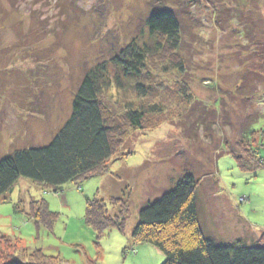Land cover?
<instances>
[{"label":"rangeland","instance_id":"1","mask_svg":"<svg viewBox=\"0 0 264 264\" xmlns=\"http://www.w3.org/2000/svg\"><path fill=\"white\" fill-rule=\"evenodd\" d=\"M159 10L179 22L177 48L148 33ZM127 67L140 74L125 76ZM102 68L111 84L100 99L125 129L123 146L98 176L57 193L19 179L0 201V264H29L35 251L57 264H163L131 232L186 175L204 236L264 242V0H0V159L46 146L86 73ZM142 106L155 112L130 128L129 110ZM87 199L124 231L97 238L84 223ZM42 202L50 226L35 224Z\"/></svg>","mask_w":264,"mask_h":264},{"label":"trees","instance_id":"2","mask_svg":"<svg viewBox=\"0 0 264 264\" xmlns=\"http://www.w3.org/2000/svg\"><path fill=\"white\" fill-rule=\"evenodd\" d=\"M146 25L149 35L157 37L154 45L158 48L166 42H171L174 48L178 47L180 25L172 11L153 12ZM140 53L138 49H134L132 58L141 62L143 58ZM124 72L125 76L140 74L133 67L125 68ZM110 84L104 68L88 71L73 96L69 118L49 143L42 147L18 150L0 159V201L11 192L19 179H26L57 193L68 184L98 176L104 170L127 137L125 129L100 99ZM116 84L118 88L122 87L117 79ZM134 89L140 94V98L145 96V88L140 83H135ZM153 110L155 112V107L142 106L140 110L131 108L126 116L128 126L141 129L145 122L143 119ZM252 133L248 136H253ZM253 158L258 159L256 152ZM235 161L244 171L256 169L246 166L241 157L235 156ZM40 205L39 214L42 216L36 215L35 224L50 226V221L55 216L52 217L47 212L45 203ZM195 206L193 177L186 175L171 190L162 194L158 200L148 203L138 213V223L131 232L132 240L158 249L165 257L163 264H264V242L244 244L237 240L232 243H217L204 236L198 226ZM104 207V204L95 199L86 201L84 223L97 238L106 230L124 231L118 222L106 218ZM35 252L29 264H57L56 259L45 257L39 251ZM7 264L23 262L13 259Z\"/></svg>","mask_w":264,"mask_h":264}]
</instances>
